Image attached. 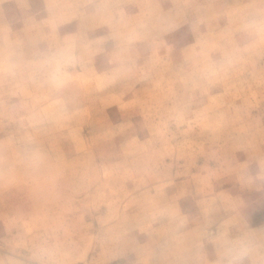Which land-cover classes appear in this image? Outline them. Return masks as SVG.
Instances as JSON below:
<instances>
[{
  "label": "clouds",
  "instance_id": "obj_1",
  "mask_svg": "<svg viewBox=\"0 0 264 264\" xmlns=\"http://www.w3.org/2000/svg\"><path fill=\"white\" fill-rule=\"evenodd\" d=\"M0 264H264V0H0Z\"/></svg>",
  "mask_w": 264,
  "mask_h": 264
}]
</instances>
